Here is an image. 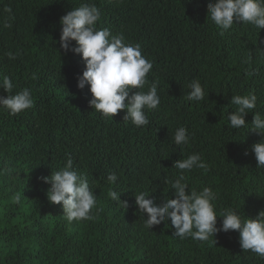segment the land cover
<instances>
[{
  "label": "trees",
  "instance_id": "16d2710c",
  "mask_svg": "<svg viewBox=\"0 0 264 264\" xmlns=\"http://www.w3.org/2000/svg\"><path fill=\"white\" fill-rule=\"evenodd\" d=\"M83 3L101 10L98 28L140 45L152 62L142 91L157 83L160 105L145 110L147 126L123 120L124 110L113 119L102 116L89 105V86L77 87L85 63L60 47V18ZM207 4L0 0V79L9 76L13 94L27 88L34 99L17 115L0 109V264H264L241 248L238 231H220L207 241L182 239L170 219L147 229V214L135 204L142 191L158 205L175 198L169 183L179 175L174 161L199 153L208 170L184 176L190 189L208 186L218 194L217 214L234 208L255 218L264 210V168L256 167L252 150L262 137L227 123L233 95L255 94L254 111L264 116V29L240 22L221 35ZM193 79L206 93L199 103L185 99ZM7 95L0 87V96ZM245 120L251 127L253 113ZM180 126L190 134L184 146L173 140ZM69 156L96 195L92 220L69 223L62 203L47 198L50 184L39 179ZM111 173L115 183L107 179ZM112 190L120 192V202L109 197Z\"/></svg>",
  "mask_w": 264,
  "mask_h": 264
},
{
  "label": "clouds",
  "instance_id": "9594fccd",
  "mask_svg": "<svg viewBox=\"0 0 264 264\" xmlns=\"http://www.w3.org/2000/svg\"><path fill=\"white\" fill-rule=\"evenodd\" d=\"M207 9V17L221 30V35L240 22L258 30L264 29V0H208ZM100 19L101 10L90 3L72 8L60 18V47L65 54L69 51L80 54L85 63L82 75L77 76V87L83 90L89 86L92 94L89 105L102 116L113 119L120 110H124L123 120H130L137 127L147 126L150 121L145 110H155L160 105L157 83L153 82L147 92L142 91L148 83L152 62L142 55L140 45L126 44L122 34L113 35L108 28H98ZM8 56L15 59L12 53ZM0 87L8 93L0 96V109L17 115L33 107L31 91L25 88L13 94L16 85L9 76L0 79ZM188 88L187 101L199 103L204 100L206 93L199 79L191 80ZM229 104L236 106L228 114L229 127L250 129L262 137L252 145V150L257 160L256 167L264 168V116L254 111L257 96L233 95ZM249 112L253 113V120L251 127H246L245 116ZM173 140L177 146L187 145L190 141L187 127H178ZM173 167L179 170L178 177L169 181L175 198L164 199L158 205L154 198H148L150 194L147 192L135 194L138 211L147 214L144 226L150 230L170 219L176 236L198 241H207L220 231H238L241 248L264 258V210L255 218L242 216L240 209L234 208L221 209L217 214L215 202L218 194L208 186L200 191L190 189L184 176L186 171L193 169L208 170L199 153L174 161ZM39 179L50 184L47 198L51 203H62L63 214L69 223L94 218L91 210L96 206V195L87 178L74 167L71 156L61 169ZM107 179L115 183L118 177L111 173ZM109 197L120 202V192L112 190ZM123 203L127 208V203ZM217 217H222L219 227Z\"/></svg>",
  "mask_w": 264,
  "mask_h": 264
}]
</instances>
